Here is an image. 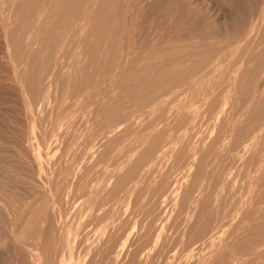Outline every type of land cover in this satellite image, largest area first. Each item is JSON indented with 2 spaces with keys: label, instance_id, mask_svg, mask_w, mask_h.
<instances>
[{
  "label": "rangeland",
  "instance_id": "rangeland-1",
  "mask_svg": "<svg viewBox=\"0 0 264 264\" xmlns=\"http://www.w3.org/2000/svg\"><path fill=\"white\" fill-rule=\"evenodd\" d=\"M21 1L23 0H9V5H7V0H0V3H7L6 5L2 4V6H9V21L7 20L6 22H4V18L2 17L1 19L0 16V71L2 67L8 65L6 64L7 60L5 62V59L3 58L5 57V49L6 45H8V42L10 55L8 65L9 81L4 79V77H2V74L0 75V137L1 139H6L5 141H1L3 143L0 142V194L2 195V199H0L2 201L3 199L4 201H7L8 199L10 201L14 199V201L16 202L27 205H25V208L20 207L23 209H19V207H14L12 209L6 207L5 209L0 210V264L27 263V258L20 255L15 249V247L17 246L13 244L15 247L12 248L10 246L9 249H6L8 240L7 238H4L3 235H6L8 233L11 236L12 240L16 242L19 241L20 244L25 242L26 244L34 245V255L36 253H38L40 256H44V254H47L48 252L46 250L43 251V247L41 248L42 244L40 243H42V241L40 242L39 238L41 233L45 232L46 230H50V228H58L57 224L59 221L58 216L60 212H62L63 215L68 214V217L65 221L67 224L64 225V229L69 233V241L71 240L70 242L72 244L69 241H66V243L74 245V255H77V257L79 258L76 264H79L80 262V264H86L87 259L95 254V250L97 247L102 252L107 249V252L103 253L105 258L106 256H108L113 260L118 254L120 256L119 260L122 259V261H117V263L119 264H126L130 261H134L135 264H170V262L172 261V263L174 264H191L198 260L199 255L193 254L194 257L186 259L184 257L180 258V255H177L176 253V256H174L175 259H172V254L170 252L171 247L177 244L178 241H183L184 243L186 242L189 247H199V245H205L211 240L210 232L213 233L212 231H215V233L224 231V234L216 239L215 243L217 245H226L233 243L235 249L232 250L233 252L229 251L224 253H217L214 257L215 259L218 258L216 264L218 262H220L219 264H230V262L231 264H264V242L259 244V247L257 248L258 251L255 252L256 255L249 253L245 254L244 252H242L241 248V246L244 247L248 245V242H243L242 237L245 235V233L247 234V232L251 231H248V229L246 228L248 223L244 220V222L241 220V214L244 211L255 208V202L264 197V188H262L264 187V46L262 47L263 50L260 52L258 61L247 66L248 69H246L245 71V76L247 77L244 79L229 80L228 78H226L225 76L227 73H229L230 65H225L224 67H222V69L224 68L223 73L225 74V76H223V78L219 80H216L213 84L205 83L202 85H197L192 81H182L183 83L180 82L183 88L181 89L183 91L185 90L184 92H186V94L185 96L181 97V99L178 101V103L175 104L176 106L174 107L169 103V100L167 102V100L164 101V99L160 97L161 94H167L169 92L168 90L171 89V85H169L168 82V85L166 84V82L157 83L131 81L130 83H128L119 82L118 78L119 73H122L124 71L123 69H125L126 63L124 62L126 61L124 58L126 57V53L128 54L131 49H137L140 47L143 48L142 46L146 45L154 47H168L170 45L168 43H170L172 39V41H174V39L178 40L180 38V43H182L181 46L188 47L189 49H194L198 46V44H193V41L195 40H191L192 42L188 40L187 42L186 40L182 41V39H186L183 37H187L189 39L194 38L196 40L200 37L206 39V42L199 45L201 49H203L204 55L197 56V60L199 62L198 67H196V65L192 68V70L195 71V68L200 69L205 67L209 60L215 55V52L219 51L220 49L223 52H227L225 49L235 47L238 44V41H240V39L244 36V34L249 30L251 31L254 27L253 25L258 24L260 18L257 15L259 9L257 8V6L261 4H259V2H261L262 0H253V3L251 1L247 4L245 3L244 5H242V7L245 8V10H243L244 14L242 16H238L237 20L236 18H234L230 23L229 21H227V19L222 18L224 17V14L221 15V13L219 12H217V14L215 13L209 15L208 19L203 18L202 20H192L190 18L177 19L176 17H170L169 19H167V21L158 18L157 20L155 18L152 20L150 19L149 21V19L145 18V14H143L144 16H140V18L136 16L135 22H133L132 27L130 26L131 28H129V26H127L124 30L125 32H123L124 36L122 35L123 45L121 48L122 50H120L122 59L121 61L119 60L120 62L118 61L114 64L104 63V58L102 55H97L95 58L91 57L86 59H83L82 57L83 61H81L78 66H76L77 63H75L77 61H73L72 65L71 63H69V69L64 70L65 73L61 76V69H55L58 68V65L54 66L50 62L45 61V58L43 57L40 59L42 61V64L40 63V61L39 64L41 65V67L43 66L42 68L44 71V75L49 78L48 81H44L45 84L43 83L42 85V92L43 94H46L45 96L43 95V98H45H42V102L32 100V96L35 94V90L31 91L30 89L24 91V93L20 92V89L23 88V86L19 81H21L23 77L20 73L21 71L18 72V64L15 63L14 60L17 54L21 53L22 55H25V48L30 45V43L24 42V39H26V36H24V31L25 34L27 32L29 37H31L30 39H32L33 41L34 37L36 36V34L33 35L31 31L29 32L26 28H23V24L21 25V21L23 19L28 20L31 19L30 17L32 16L31 15L30 17H28L29 10L25 6H18V3H20ZM188 1H190L191 3V8L199 9V15L203 13L206 14L207 9L210 7V5H212L214 1L216 2V0ZM235 1L233 3H237V5L241 7V3L239 2V0ZM21 7L22 9H20ZM17 12H20V14H18ZM257 16L258 22L255 23ZM33 17L35 18V16H32V18ZM144 19L146 23L145 26L144 24H142L144 23ZM33 21H35V19ZM7 22H9V41L8 36L4 35V32H6L7 30V27L4 29ZM256 25L255 29H253L252 31L256 30ZM216 26H219L218 29H216ZM204 33L206 35H204ZM39 35H44V33L41 32L39 33ZM52 38L54 39L55 37ZM80 39L82 40V37ZM83 40L87 42L88 38L84 36ZM25 43L28 44L25 45ZM66 51V53L64 52L65 56H71L73 54L72 50ZM56 55L53 53V56L60 57V54ZM47 66L49 67L48 69L46 68ZM79 66L83 68L82 71L84 73V78L80 75L81 77L75 79V73L78 72ZM53 68L55 69V72L53 71ZM71 69H73L72 73L74 75H72ZM57 74H60V80ZM78 79L82 81H79ZM78 81L81 83H79ZM56 85L58 95L56 94ZM79 87L82 89H80ZM65 90L68 91L66 92ZM46 91H48V93ZM76 91L80 92L76 93ZM163 96L164 95H162V97ZM158 97H160V99H162L163 101ZM46 100L49 102H47ZM190 105H193V107H191L190 109L187 108ZM240 105L241 107L243 106L242 110ZM184 108H186L189 115H194V111L196 110L195 112L198 114L199 121H202L195 123L196 128L194 129H198L200 133L195 134L194 131H190L189 135L184 138L181 133H179L177 135V144L176 146L174 145L175 147L173 146L174 150H172V152H169V149L167 150V147H165L166 156L162 160L160 159L157 162L156 167L154 168L155 171H153L152 176H150L151 180L153 179L158 182V185H155L156 193L152 192L155 193L152 198H148L149 200L144 199L145 195L142 196L141 191H138L136 195L139 199L137 206L134 203V196L124 202V205H122L121 210L118 213V217L119 219H121L123 224L121 233L123 235V238L125 237L126 239L124 247H122L118 241L116 243L113 241V239L109 241L111 237L114 238V226L117 225L119 219L117 220V222L113 223L111 221H109L110 223L103 222L102 224L104 225L100 224L96 228H87L90 224L92 226L95 213H93V210L90 209V205L88 206L84 202L85 200H87L86 198L92 197V199L94 198L95 201L91 198L89 200L97 204V200L95 199L97 196L94 197L96 194H93L94 196H91L90 192H86L87 186L83 182L84 179L82 180L83 174L85 176L86 171L87 173H90L92 170H97V173L94 171L91 172V174L94 175V179H96L99 175L105 174L109 179L107 181V178H105V186L107 185L106 187H108L110 186V184L108 185V183H110L111 181L112 185L113 181H115L116 179V175L112 173L111 170L115 165L119 164L121 166L120 169L123 170L121 172H124L128 170L129 167L133 166L135 171V169L140 166V160L138 159V157L142 153H146V150L148 151V147L150 146L151 142L154 143V146L157 145V147H160L166 143L168 144L169 141L171 142L173 137H170L169 134H173L174 132L172 126L175 125V127H177L181 124L183 120L182 111ZM199 108H201L200 111ZM51 122L54 124V126ZM235 122L237 125L235 124ZM105 123L108 127L105 125ZM98 124L99 127H97ZM148 125H150L151 129L150 137L147 141V137H145L146 133L143 131V128L148 127ZM51 126L52 128H50ZM104 128L105 130H103ZM233 129H236L235 132ZM51 130H55L53 138H56V140H58L57 147L59 149V156L57 157L61 158V161L59 159L60 164H67L66 166L70 168V171H72L73 169L72 172H74L72 173L73 176H71L72 174H68L66 178L65 176H57V180L55 182H59L58 186L60 185V191L58 190L57 194L49 192L50 189L54 188L53 185L55 183L51 177V174L54 170V160H44V158H42V163L40 164L42 166V173L40 176L36 175V165L33 164L34 155L33 151L30 149V143L33 142L31 136L34 138L35 136L37 137L41 133V131L49 133ZM102 130L104 134L102 133ZM105 131L108 132H106L105 134ZM100 132L102 134H99ZM148 133L149 132H147V134ZM253 135H255V137L253 139H250V137ZM7 140L9 141V144L4 143ZM90 140H94V143ZM143 140L147 142L144 143ZM248 140H251L249 142L250 145L247 144ZM90 143L92 144V149L91 153H89V155L84 158V167L78 166L79 169H76L74 165V159L72 157V154L75 152L74 149L79 146L80 151L84 148L85 145L89 146ZM50 145L51 144L48 141V145L46 144V146L49 147ZM245 145L247 149L244 148ZM81 146L83 148H81ZM65 149L67 150L65 151ZM134 152H138V154H134ZM98 161H100V163ZM148 164L154 166L155 162H151ZM159 171H161L160 174L158 173ZM109 172L112 173L113 176L111 174V176L109 177ZM169 174L170 177L168 176ZM37 180H42L41 184L43 192L40 195L38 194L39 196L37 195L38 198H35L33 196V191L35 186L34 182H36ZM32 181L34 183V186H32ZM145 183L146 184H142V186H152L151 184H148L149 182ZM163 184H166L165 187ZM200 186L203 188H201ZM249 194L252 195L249 196ZM192 195L195 196L193 197ZM232 195L234 196L232 197ZM51 197L54 198V200ZM73 197L75 199L73 202L78 203L80 201V204L78 203L79 205L82 204V199L84 198L85 200L83 204L84 206L86 205V208L81 205V208H76L75 211L72 210L73 208L71 209L69 205L73 200ZM253 198H255V200ZM67 201H69V204L67 203ZM41 202L48 203V206L50 208L47 206V211L45 210L43 212L44 208L42 210ZM143 202L147 206L144 205ZM236 202L240 203V208L242 207V211L240 212L241 214L239 213L238 215L234 213ZM162 204L165 205L163 206ZM257 207L258 206H256V208ZM129 208L130 210H128ZM153 208L156 210H154ZM141 209L150 210H148L150 213L149 218L145 221L140 218V216L135 221L134 214ZM188 214L190 215L188 216ZM152 215L154 216V219ZM193 215L194 217H192ZM155 217L157 219L159 218L161 221L157 222L155 220ZM260 217L261 216L257 218L258 221L260 220ZM152 219L153 224L149 227L147 223ZM166 219L170 222H168ZM37 222H39V224L41 225L34 228ZM94 223L95 221L93 222V224ZM154 224H157L158 226L161 224L160 226H162L159 237L160 239L158 238L159 241L157 240L155 242L153 249L151 246V249L153 251H151L150 249L145 255H142L139 248L144 245V241L150 235V233H153L155 231ZM42 226L44 228H42ZM140 227H142L143 229H140ZM97 228L99 229L96 230ZM241 228L243 229L242 233L241 231H239L242 230ZM184 229H186V231H184ZM101 237L102 239H100ZM82 241L83 244L81 246V249L77 248L76 246L80 245ZM48 242H50V238H48ZM89 242L92 244L94 243L93 246H90L91 244ZM157 242L159 243L157 244ZM193 243L195 244L193 245ZM255 243L251 241L249 244L255 246ZM119 246H121V248H119ZM54 248L55 247H53L52 249ZM239 248L241 252L239 251ZM52 249L48 250L53 253L52 255H50V259H53L54 261L53 257H55V259H58L59 253L57 252L56 254V252H54V250ZM205 252L204 262H208V260L211 261V249H207ZM68 255L72 257L74 256L71 249L68 250V254L66 255L67 258L69 257ZM43 256L40 258L42 259ZM136 256L137 258H135ZM150 257L152 258L151 260ZM70 258H68L67 260H69ZM179 258L181 261L178 260ZM53 261H51L52 264ZM55 261L57 262V260ZM111 262L108 259L107 264H111Z\"/></svg>",
  "mask_w": 264,
  "mask_h": 264
},
{
  "label": "bare ground",
  "instance_id": "bare-ground-1",
  "mask_svg": "<svg viewBox=\"0 0 264 264\" xmlns=\"http://www.w3.org/2000/svg\"><path fill=\"white\" fill-rule=\"evenodd\" d=\"M8 1L9 0H7V3L8 4L5 3L6 1L4 3H0L1 4L0 5L1 6L0 7V16H1V19H2V17L4 18L3 19L4 22H6L7 20L9 21V6H5L6 4L9 5V2ZM234 1L235 0H232V1L231 0H224V1L223 0H216V2L214 1L212 3V5H210V7L207 9L206 14L203 13L201 15H199V13H200L199 9L191 8V3L188 0H23L20 3L17 2L18 3V6H22L23 5V7L25 6L29 10L28 11V17H30L31 15L32 16H35V18L33 17L35 19V21H33L34 19L31 16L30 17L31 19H28V20L27 19H23L21 21V25L23 24V26H24L23 28H26L29 32L31 31V33L33 35L36 34V36L34 37V41H33L32 39H30L31 37H29V35L27 34V32H26V34H27L26 35L25 34V31H24V36H26L25 37L26 39H24L25 41L24 40L23 41L30 43V45L27 48H25L26 49V54L25 55H22L21 53H20L21 55L20 54H17L16 55V58L14 60L15 63L18 64L17 65V69H19L18 72L21 71L20 73H21V75L23 77L22 80L19 81V82H21V85L23 86V88H21V89L19 88L21 90L20 92L24 93V91H27V90H30V89H31V91H34L35 90L34 91L35 94L32 96L33 99L32 98L31 99L34 100V101L42 102L43 95L44 96L46 95V94H43V92H42V85H43L44 81H48V78H49V77H46L44 75V71H43V68H42L43 66L41 67V65L39 64V61L42 64V61L40 59L43 58V57L45 58V61L50 62L54 66H57L58 65V68H55V69H59V70L61 69V73H60L61 76L65 73L64 70L69 69V66H70L69 63H71V65H72L73 64L72 63L73 61H77L75 63H77L76 66H78L80 64V62L83 61L84 58L85 59L86 58H91V57L95 58L97 55H102L103 58H104V63H106V64H114V63L118 62L119 60L121 61L122 57H121L120 50H122L121 48H122V45H123V38H122L124 36L123 32H125L124 30H125V28L127 26H129V28L132 27L133 22H135L136 16L140 18V16H144L143 14H145V18L149 19V21H150V19L152 20V19H155V18H156V20L158 18V19H163V20H166L167 21V19H169L170 17H176L177 19H188V18H190L192 20H195V19H197V20H200L201 19L202 20L203 18L204 19H208L209 18V15H212V14H215V13L217 14V12H219V13H221V15L224 14V17H222V18L227 19V21H229V23H230L231 21H233L234 18H236V20H237V17L238 16H242L244 14V11L243 10H245V8L242 7V5H244L245 3L247 4L248 2H251V1L253 3V0H239V2L241 3V7H240L239 5H237V3H233ZM2 4H5V5L2 6ZM259 4L260 5L257 6V8H259L258 9V14L257 13L256 14L259 16L260 21L258 22V20H257L258 19V16H257L255 23L258 22V24L256 25L254 23L256 25V30L252 31L253 29H255V25H253L254 27L252 26L253 29L252 28H249V29H252L251 31L250 30L248 31L246 29L248 32L244 34V36L240 39V41H238V44L235 47L232 46L233 48L225 49L227 52H225V51L223 52L221 49L219 51L215 52V55L213 54L214 56L211 59L209 58L210 60L208 59L209 62L207 60L208 63H207L206 66L204 65L205 67L200 68V69H196L195 68V71L192 70V68L195 67L196 65H197L196 67H198L199 62L197 60V56H203L204 55L203 54V49H201V47L199 45L202 44V43H204V42H206V39H203V37H200L199 39L196 40L193 37H192L193 39H189L187 37H183V38H186V39H182V41H185L186 40V42H187V40H188V41L192 42L191 40H195V41H193V44H198V46L196 48H194V49L193 48L189 49L188 47L181 46L182 43H180V39H181L180 38L178 40L177 39H174V41H172L173 40L172 39L171 42L168 43V44H170L168 47L167 46L166 47H154V46H147L146 45V46H142L143 48L140 47V48H137V49H131V51L129 50L130 52H128V54L126 53V57L124 58L125 61H126V62H124V63H126L125 69H123L124 71L122 73H119V77H118L119 78V82H128V83H130L131 81H134V82H136V81L137 82L138 81H141L142 82L143 81V82H157V83L158 82H160V83L161 82H166V84L168 82V84L171 85V89L168 90L169 92L167 94L166 93L161 94L160 97L163 98L164 101L167 100V102H168V100H169L170 101L169 103L172 104L173 107H174V106H176L175 104L178 103V101L181 99V97L182 96H185V94H186V92H184L185 90L184 91L182 90L183 89L182 88V84L180 83L182 81H192V82H195L197 85L198 84L199 85H202V84H205V83H209V84L211 83V84H213L216 80H219V79L223 78V76H225V74L223 73V69L224 68L222 69V67H224L225 65L226 66H229L230 65L229 73H227L226 76H225L229 80H235V79L238 80V79H244V78H246L247 76H245V71H246V69H248L247 66L249 64H251V63L254 64V62L258 61L260 52L263 50L262 47L264 46V0H262L261 2H259ZM20 9H22V7ZM18 14H20V12ZM219 18H221V17H219ZM147 19H146V21H147ZM143 22L144 23H142V24H144V26H145L146 25L145 19L143 20ZM8 23L9 22H7L5 24L4 29L7 27V30H6L7 34H6V32H4V35L5 36L6 35L8 36V41H9V24ZM147 24H149V23H147ZM219 26H216V29H218ZM41 32L44 33V35H39V33H41ZM204 35H206V34L204 33ZM5 36H3V37H5ZM84 36L88 38V41L87 42L83 40V37ZM52 37H55V38L53 39ZM81 37H82V40L80 39ZM32 38H33V36H32ZM207 40H208V38H207ZM27 44L25 43V45H27ZM34 45H35V47H34ZM161 46H162V44H161ZM164 46H165V43H164ZM66 50H72V53L73 54L69 51L72 55L70 56L69 54H67L69 56H65L64 54L67 52ZM5 52H6L5 53V57H3V58L5 59V62L7 60L6 64L9 65V56H10L9 55V42H8V45H6ZM238 52H239V54H238ZM53 53L55 55L56 54H60V57L53 56ZM82 57H83V59H82ZM11 58H12V56H11ZM8 65H5L4 67H2V69L0 71V75L2 74V77H4V79H6V80L9 81V66ZM18 66H19V68H18ZM46 68L48 69L49 67L47 66ZM71 68H73V67H71ZM55 69L53 68V71ZM72 70L73 69H71V73H72ZM82 70H83V68L81 66H79L78 72L75 73V79H77L78 77H81V76H83V78H84V73H83ZM147 70H149V71H147ZM15 74H18V73H15ZM60 74H57V76L59 77V80H60ZM72 75H74V74L72 73ZM250 75H251V73H250ZM12 79H14V78H12ZM78 80L79 81H82L80 79H78ZM79 83H81V82H79ZM123 84H126V83H123ZM67 86H68V84H67ZM17 87H19V86H17ZM223 88H224V86H223ZM80 89H82V88H80ZM206 89H208V88H206ZM65 91L67 92L68 90H65ZM189 91H191V90H189ZM46 92L48 93V91H46ZM59 92H60V90H59ZM77 92L79 93L80 91H76V93ZM207 92H208V90H207ZM56 94L58 95L57 85H56ZM71 95H72V93H71ZM162 95H164V96L162 97ZM160 97H158V98L160 99ZM202 97H204V96H202ZM160 100H162V99H160ZM47 102H49V101H47ZM240 102H241V99H240ZM38 105H40V104H38ZM232 106H234V105H232ZM191 107H193V105H190L187 108L190 109ZM240 107H241V105H240ZM242 108H243V106L241 107V110H242ZM200 109L201 108H199V111H200ZM195 111H194V115L193 114L192 115H189L187 113L186 108H184L183 111H182V119L183 120H182L181 124L178 125L177 127H175V125L172 126V129H173L174 132H173V134H169L170 137H173V139L171 140V142L169 141L168 144L167 143L166 144H163L160 147H157V145L154 146V143L151 142L150 143V146L148 147V151L146 150L145 151L146 153H142L141 152L142 154L138 157V159L140 160V164H139L140 166L137 169H135V171H134V166H133V167H129L128 170H126L124 172H121V171H123L122 169H120L121 166L119 164L115 165L114 168L111 169L112 170V173H114L116 175V179H115V181H113V184L112 185H111V181H110V183H108V185L110 184V186H108V187H106L107 185L105 186V184H106L105 181L106 180L108 181L109 179H108V177L104 173L103 174L105 175V177H104V175L97 176L95 174L97 176L96 179H94L93 178L94 175L91 174V172H93L94 170H92L90 173H87V171H86L85 176L83 174L82 180L84 179L83 182L87 186L86 192L87 191L90 192L91 193V196H94L93 194H96L94 197L97 196L95 198L97 200V204H95L93 201H92L93 202L92 203L91 200H89L90 198L92 199V197H89V198H86L85 197L87 200H85L84 198L82 199V204L81 205L84 206L83 202L85 200L84 203L86 205H88V206L90 205V209L93 210L92 211L93 213H95L94 214L95 217H94V220H93V222L95 221V223L93 224V222H92V226L90 224L87 228H89V227L96 228L100 224H102L103 222L104 223H108L109 221H111L112 223L113 222H117V220L119 219L118 213L121 210L122 205H124V202L127 201V199L132 198L134 196V203L137 206L139 199H138V197L136 195H137V192L138 191H141L142 196L145 195L144 196V199L152 198V196L155 195V193H156V186L158 185L157 184L158 182H156V180H153V179L151 180V177L150 176H152V172L155 171L154 168L156 167L157 162L160 159L162 160L166 156V154H165L166 153V148L165 147H167V150L169 149V152H172V150H174V147L177 144V135L179 133H181V135L183 136V138L186 137V136H188L189 133H190V131H194L195 134H199L200 133V131H198V129H194V128H196L195 123H198V122H201L202 121V120L199 121L198 114ZM218 112H219V110H218ZM213 116H214V114H213ZM231 117H232V115H231ZM185 118H186V120H185ZM214 118H215V116H214ZM235 124H236V122H235ZM105 125H106V123H105ZM150 125H148V127H146V128H143V131L146 133V136L145 137H147V139L146 138L145 139L147 141L149 140V137H150V129H151ZM53 126H54V124H53ZM93 126H94V124H93ZM97 127H99V124H98ZM50 128H52V126ZM226 128H227V126H226ZM103 130H105V128ZM103 130H102V133H103ZM106 130H107V128H106ZM235 130H234V132H235ZM44 131H41V133L37 137L35 136L33 138L31 136V138L33 139V142H32L33 144L30 143V140H29V143L31 145L30 146V149L33 151V155H34V157H33L34 163L33 164L36 165V170H37V174L36 175H39L40 176L41 173H42V168H41L42 166L40 165L42 163V158H44V160H48V159H51V161L54 160V164H53L54 170H53V172L51 170V172H52L51 177H52V180L55 182L57 180V176H60V177L61 176L62 177L65 176V178H66V176L68 174H72L74 172H72L73 169H72V171H70V168L68 166H66L67 164L66 165H61L60 162H59V159L61 161V158H58L57 157V156H59V149L57 147L58 140H56V138H53L54 137L53 134H54V131L55 130H53V131L51 130L49 133H46ZM106 132H108V131H105V134H106ZM147 132H149V133L147 134ZM102 133L100 132L99 134H102ZM35 135H36V133H35ZM237 137H239V136H237ZM254 137H255V135L251 136L250 139H253ZM3 140L4 139H1V137H0V142L3 141ZM220 140H221V138H220ZM48 141L51 144L49 147L46 146V144L48 145ZM87 141H85V142H87ZM93 141H91V142H93ZM147 141H144V143L147 142ZM250 141L251 140H248L247 141V144H249ZM1 143H3V142H1ZM4 143L5 144H9V141L7 140ZM87 143H89V142H87ZM211 144H212V141H211ZM219 146H220V144H219ZM81 148H83V147L81 146ZM244 148H246V145H245ZM91 149H92V144L91 143L89 144V146L85 145L84 148L81 149L80 151H79V146H77L74 149L75 152L73 153L74 156L72 154V157L74 159V165H75L76 169L78 168V166L79 167H82V166L84 167V165H83V161H85L84 158H86L89 155V153H91ZM66 150L67 149H65V151ZM134 154H138V152H134ZM217 155H218V153H217ZM94 159H96V158H94ZM98 162L100 163V161H98ZM151 162H153V163L155 162V165L154 166H151L150 164H148V163H151ZM48 167H50V166H48ZM55 168H56V170H55ZM57 168H58V171H57ZM137 170H138V172H137ZM94 172L97 173V170H95ZM187 172H188V170H187ZM112 173L109 172V174H108L109 177L111 176ZM133 173H134V175H133ZM158 173L160 174L161 171H159ZM74 175H76V174H74ZM71 176H73V174ZM112 176H113V174H112ZM168 176L170 177V174ZM105 178H107V179L105 180ZM161 179H162V177H161ZM34 180H36V179H34ZM41 181L40 180H37L36 182H34L35 183V186H34V183L32 181V184L33 185L32 184L31 185L34 186V191L32 189V191H33L34 194L33 193H31V194H33V196L35 198L36 197L38 198V196L43 192ZM162 181H164V180H162ZM203 181H204V179H203ZM145 182H147V183L149 182L148 184H151L152 186H150V185L142 186V184H146ZM58 184H59V182L58 183L55 182L54 185H53L54 188L50 189L49 192L50 193L53 192L54 194H57L58 193V190H59V187H60V185L58 186ZM9 185H11V184H9ZM165 185H164V187H165ZM201 188H203V187H201ZM262 188H264V187H262ZM181 189H182V187H181ZM67 190H69V189H67ZM162 190H161V192H162ZM165 190H164V192H165ZM167 191H169V190H167ZM86 192H85V194H86ZM152 192H155V193H152ZM260 194H261V192H260ZM188 195H189V193H188ZM251 195L252 194H249V196H251ZM1 196L2 195L0 194V198H1ZM72 196H73V194H72ZM192 196L194 197L195 195H192ZM233 196L234 195H232V197ZM6 198H9V197H6ZM1 199H0V210L5 209L6 207H9L11 209L14 208V207H19V209H23V208H20V207H24L25 208V205H27V204H22L20 202H16V201H14V199H12L10 201H9V199L7 201H4V199L2 201ZM52 199L54 200V198H52ZM61 199H62V197H61ZM253 199L255 200V198H253ZM74 200L75 199L73 197V200L70 202V205L69 206L71 207V209L73 208L72 210L75 211L76 208H81V205H79L80 204V201L78 202L79 203L78 204L77 202H73ZM92 200H94V198ZM154 201H155V199H154ZM249 201H250V199H249ZM251 202H249V203H251ZM23 203H27V202H23ZM67 203L69 204V201H67ZM143 204H144V202H143ZM174 204H175V202H174ZM144 205H146V204H144ZM157 205H159V204H157ZM47 206H48V203H45V202L42 203L41 202L42 210L44 208L43 212L46 210V208L49 207V206L48 207ZM85 206H84V208H86ZM129 206H130V204H129ZM256 206H258V207L256 208ZM254 207L255 208H253L251 210H248V211H244L241 214L240 212L242 211V209H241L242 207L240 208V203L239 202H236L235 209H234V213L237 214V215L240 213L241 214V220L242 221L244 220L245 222L248 223V225L246 227L248 229V231L251 230L250 232H247V234L245 233V235L242 237L243 238V242H248V245L247 246L242 247L240 245L241 248H242V252H244L245 254L246 253L255 254V252L258 251L257 248L259 247V244H261V243L264 242V197H262L260 200H258L257 202H255ZM176 209H177V207H176ZM128 210H130V208ZM148 210H142L141 209L140 211L135 212V214H134L135 221L140 216H141L140 218H142L143 220L146 221L149 218V215H150V213H149L150 210L149 211ZM154 210H156V209H154ZM82 211H84V210H82ZM38 212H39V210H38ZM131 212H129V213H131ZM93 213H91V214H93ZM124 215H125V213H124ZM161 215H162V213H161ZM189 215L190 214H188V216ZM126 216H127V214H126ZM128 216H129V214H128ZM259 216H261V217H260V220L258 221L257 218ZM67 217H68V214L67 215H63V213L60 212L59 213V216H58V218H59V221H58V224H57L58 228H56V229H53V228L51 229L50 228V230L48 229L46 231L43 229L45 232L41 233V235H40V238H39L40 239V242L42 241V243H40V244H42L41 248L43 247L42 248L43 251L46 250L48 253L47 254H44L45 252L42 253V254H44V256L42 255L43 256L42 259L40 258L42 256H40L38 253H36L37 255L36 254L35 255L33 254V251L35 250L34 245L26 244L25 242L20 244L19 241L16 242V241L12 240L11 236L9 235V233L6 234V235H3L4 238H7V240H8V242H7L8 243L7 244V248L6 247L5 248L6 249H9L10 246L12 248L15 247V246H17V247H15V249L17 250V252L20 255L25 256L27 258V263L26 264H52L51 261H53V259H50V255H52L53 253L50 250L53 247H55L52 250H54V252H56V254L58 252L59 253V257H58V259H55V257H53L54 258V261L57 260V262L55 261L56 263L53 261V264H76L77 261L79 260V258L77 257V255L76 256L74 255L75 254L74 251H73L74 250V248H73L74 245H71L72 243L70 242L71 240L69 241V239H70V236L68 235L69 233L64 229L65 228L64 225L67 224L65 222L66 219H67ZM70 217H71V215H70ZM171 217H170V219H171ZM192 217H194V215ZM124 219H126V218H124ZM153 219H154V216H153ZM153 219L150 220L147 223L149 227L153 224ZM96 220H97V222H96ZM155 220L157 222L158 221L159 222L161 221L159 218L157 219L156 217H155ZM167 221L170 222L169 220H167ZM67 222H68V220H67ZM40 225L41 224H39V222H37V224H36V226H34V228L39 227ZM102 225H104V224H102ZM105 225H107V224H105ZM159 226L157 224L154 226L155 231L153 233H150V235L144 241L145 242L144 245H142L141 248H139L140 249V253L142 255H145L147 253V251L151 249V246H152V249H153V246H154L155 242L160 237V231L162 230L161 229L162 226H160V227ZM122 227H123L122 221H121V219H119L117 225L114 226V232H115L114 235H113L114 238L111 237L109 241H111L113 239V241L115 243L118 241L120 243V245L122 247H124L125 242H126V239H125V237L123 238V235L121 233V231L123 229ZM42 228H44V227L42 226ZM141 228L142 227H140V229ZM98 229L99 228H97L96 230H98ZM107 229H108V227H107ZM186 229H184V231H186ZM30 231H32V230H30ZM64 231H66V232H64ZM105 231H106V229H105ZM239 231H241V233H242L243 229L242 230H239ZM212 232L213 233L210 232L211 240L209 242L207 241L208 242L207 244H205L206 243L205 242L204 243L205 245H202V246L199 245V247L197 246L198 248L196 246L189 247L188 244H186V242L184 243L183 241L182 242L181 241L180 242L178 241V243L175 244L174 246H172L171 249H170V252L172 254V257L171 258L172 259H175L174 256H176V253H177V255L178 254L180 255V258H183L184 257L186 259L191 258V257H194L193 254H197V255H199L198 260L195 261V262H193V263H191V264H216V261H218V258L216 257L217 259H215L214 257H215V255L217 253H224V252H229V251L235 250L233 243L232 244H226V245H222V244L221 245H217L215 243L216 239H218L222 234H224V231H220V232H216V233H215V231H212ZM166 233H168V232H166ZM243 234H244V232H243ZM166 235H168V234H166ZM185 236H186V234H185ZM48 238H50V242H48ZM178 238H180V237H178ZM100 239H102V237ZM66 241H69L71 244H67ZM251 241L254 242V243L256 242L255 243V246L252 245V244H249ZM97 242H99V241H97ZM158 243L159 242H157V244ZM82 244H83V241L80 243V245H78L76 247L79 248V249H81ZM90 244H91L90 246H93L94 243L93 244L90 243ZM103 244H105V243H103ZM149 244H150V246H149ZM194 244L195 243H193V245ZM235 244H237V243H235ZM121 246H119V248H121ZM136 246H137V244H136ZM64 247H66V248H64ZM68 248L71 249V251H72V253L74 255L73 257L70 256V255H68L69 256L68 258L72 257L69 260H67L68 258L66 257V255L68 254V250H69ZM48 249H50V250H48ZM133 249H134V247H133ZM152 249H151V251H153ZM207 249H211V251H212V253H211L212 257H211V261L208 260V262H204V260H205L204 252ZM120 250H118V251H120ZM161 250H160V252H161ZM239 251L241 252L240 248H239ZM104 252L106 253L107 252V249L102 252L97 247L96 250H95V254L92 255L91 257H89L87 259V263L86 264H107L108 259L110 260V262L112 261L111 264H119V263H117V261H122V259L119 260L120 256L118 254L115 256V259H113V260L110 257H108V256H106V258H105L104 257V254H103ZM159 254H161V253H159ZM205 254H206V252H205ZM169 257H170V255H169ZM135 258H137V256ZM180 258L178 259L179 261H181ZM151 259L152 258L150 257V260ZM247 259H248V257H247ZM154 261H156V260H154ZM172 262H170V264H174ZM157 263H158V260H157ZM219 263L220 262H218L217 264H219ZM126 264H135V263H134V261H130L129 263H126ZM230 264H231V262H230ZM241 264H243V263H241Z\"/></svg>",
  "mask_w": 264,
  "mask_h": 264
}]
</instances>
